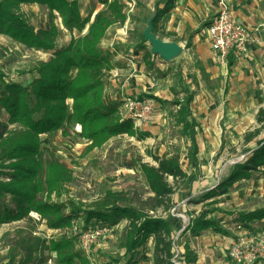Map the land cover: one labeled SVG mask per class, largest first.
Wrapping results in <instances>:
<instances>
[{
    "label": "trees",
    "instance_id": "trees-1",
    "mask_svg": "<svg viewBox=\"0 0 264 264\" xmlns=\"http://www.w3.org/2000/svg\"><path fill=\"white\" fill-rule=\"evenodd\" d=\"M97 1L105 9L94 15L86 34L70 37L64 46L57 47L58 30L51 19L53 11L69 31L81 30L90 19L81 17L75 0H0V34L26 48L50 51L45 60L34 66L28 85L3 81L4 75L0 72V224L21 219L30 221L28 213L31 211L37 213L49 229L68 226L77 218H82L84 230L112 227L124 219L127 224L121 243L124 257L129 258L123 264H138L135 252L140 248H150L154 264H173L174 227L166 219L149 212L159 208L168 210L172 206L170 196L174 188L168 178L174 181L187 178L178 154L166 157L151 155L155 164L139 163L149 193L145 199H129L122 191H106L87 208L80 209L72 200H59L72 178V172L56 158L45 154L41 146L43 134L66 124L78 125L79 135L90 141L91 148L116 136L144 137L138 136L131 119L121 116L123 101L109 99L105 95L106 81L114 65L100 43L110 26L124 22V3L121 0ZM160 2L156 1L152 21L154 33L157 22L174 6V0H165L158 8ZM29 3L47 8V27L34 28L22 15L19 11L21 4ZM149 55L152 54L147 51L145 56ZM148 96L161 104L177 107L172 115L188 140L187 156L190 161H195L198 146L194 131L196 124L190 119L192 94L186 93L183 101H163L156 96ZM2 111L6 117H1ZM255 119L264 124V106L258 107ZM256 132L248 133L246 139L249 140ZM262 166L264 139L244 159L234 163L226 177L205 196L226 193L235 182ZM263 217L264 208L238 213L239 222L245 227L247 221ZM208 228L221 230L216 220L201 214L192 219L183 231L197 235ZM16 232L18 241L11 244L4 264H43L47 257L41 254L45 252H55V264H88L82 253L75 249L73 238L47 240L33 236L30 230ZM195 259L196 255L186 245L183 263L195 264ZM113 260L120 261L118 258Z\"/></svg>",
    "mask_w": 264,
    "mask_h": 264
},
{
    "label": "rangeland",
    "instance_id": "rangeland-1",
    "mask_svg": "<svg viewBox=\"0 0 264 264\" xmlns=\"http://www.w3.org/2000/svg\"><path fill=\"white\" fill-rule=\"evenodd\" d=\"M75 1L81 17L90 19L81 30L69 31L62 25L57 12L53 11L54 16L51 19L58 30L57 47L64 46L70 37L76 38L86 34L94 15L105 9L97 0ZM121 1L124 3L123 11L126 18L122 24L110 26L100 43L101 49L114 65L106 81L105 95L109 99L121 101L139 95L147 98L152 104L151 118L139 127L133 126L139 133L138 136L143 135V138L128 134L116 136L92 148L90 141L79 135L78 125L66 124L62 128L43 134L41 146L45 154L56 158L72 172V178L65 185L64 193L59 200L65 202L72 200L78 208L85 209L106 191H122L129 199L137 197L145 199L149 193L139 163L155 164L151 155L166 157L176 153L187 178L182 181L168 178V182L174 188L170 196L172 206L168 210L159 208L149 213L166 219L174 227L173 264H184L182 259L186 245L196 255L195 264H198L200 255L204 256L202 259L204 262L199 264L208 263L205 261L207 255L212 256L216 263L220 258L216 242L222 236L229 235L232 229L236 230L238 225L246 230L259 231L264 236V217L247 221L246 227L238 219V213L264 208V166L252 171L248 177L239 179L226 193L205 196V193L215 188L218 182L226 177L234 163L244 159L251 149L264 139V124L258 123L255 119L257 107L264 105V90L259 88L256 91L252 90L251 92H255L252 101L227 103L222 102L220 97L222 90L226 93V86L213 83L206 88L194 87L189 105L190 119L196 124L194 131L198 153L195 161H190L187 156L188 140L172 115L177 107L163 108L148 96L157 90L166 91L163 89L167 88L172 94L173 89L162 79L163 77H160L161 72L156 69L157 63L153 67L142 66L141 55L146 51L143 48L148 50L150 47L143 39L142 31L148 18L156 11L157 0ZM160 6L162 5L158 4V8ZM207 9L210 14L217 11L213 4ZM19 11L34 28L48 26L49 15L45 6L37 3L21 4ZM203 15L204 12L194 14L197 20L202 19ZM168 16L169 14L163 15L161 21L166 20ZM207 18L203 17L201 23ZM49 54L50 51L26 48L21 43L0 34V72L4 75L3 81L28 85L34 74V66L40 60H45ZM156 61L159 62L158 59ZM235 88L231 90L235 91ZM185 95L173 93L172 99L180 101ZM223 106H227L228 110L221 113L220 108ZM120 113L123 118L126 117L122 108ZM4 116L2 111L1 117ZM256 130L257 132L247 140L246 135ZM201 214H206L207 219L216 220L221 230L208 228L201 230L197 235L188 230L183 231L192 219ZM28 216L30 221L21 219L10 224H0V264L7 262L11 244L18 241L16 231L26 233L29 230L33 236H41L47 240L73 238L75 249L82 253L88 264H123L129 258L124 257L121 243L127 224L124 219L112 227L102 226L84 230L82 218H77L68 226L49 229L37 213L31 211ZM102 228L107 230H103L100 236L94 238L85 236L95 229ZM236 238L237 236L234 239ZM41 255L47 257L43 264H55V252H45ZM112 257L120 261L117 262ZM135 257L138 264H154L150 248L138 249Z\"/></svg>",
    "mask_w": 264,
    "mask_h": 264
},
{
    "label": "crops",
    "instance_id": "crops-1",
    "mask_svg": "<svg viewBox=\"0 0 264 264\" xmlns=\"http://www.w3.org/2000/svg\"><path fill=\"white\" fill-rule=\"evenodd\" d=\"M164 1L162 0L160 3L162 6ZM225 1L232 17L237 22L248 28L264 25V0ZM212 4L217 9L218 0H174L173 8L166 13L169 14L168 18L164 21H161V18L157 22L155 35L163 40L176 41L183 47V50L176 58L166 62L156 55L145 56L146 52L150 51V47L148 50L143 48L146 51L141 55L142 66L153 67L157 63L156 69L161 72L160 77H163L162 79L173 88L172 94L190 93L193 95L194 87L206 88L214 83L227 88L226 93L221 91L222 102L252 101L255 97V92H251L252 90L256 91L257 88L264 90V29L261 33V42L249 44L245 58L220 65L205 34L206 25L216 14V12L210 14L207 9ZM196 12L200 14L204 12L203 17H208L207 20H203L201 23L203 17L200 20L195 19L194 14ZM157 59L159 62L156 61ZM233 87H236L235 91L231 90ZM163 90L166 91L157 90L153 96L163 101L172 100L169 89ZM139 97L142 96L139 95ZM154 101L163 108L167 106L171 109L176 108ZM227 106L221 107L220 112L224 113L228 110ZM249 231L255 234L257 238L264 240V236L259 231L252 229ZM239 234L237 229H232L229 235H224L218 239L216 243L220 258L215 263L211 258L212 256L207 255V259H205L207 264H239L229 259L226 254V245ZM203 257L202 255L199 256L198 264L204 262L202 261ZM213 258L216 259L214 256ZM252 264H264V258H258Z\"/></svg>",
    "mask_w": 264,
    "mask_h": 264
},
{
    "label": "built area",
    "instance_id": "built-area-1",
    "mask_svg": "<svg viewBox=\"0 0 264 264\" xmlns=\"http://www.w3.org/2000/svg\"><path fill=\"white\" fill-rule=\"evenodd\" d=\"M263 29V24L248 28L237 22L232 17L226 1L218 0L216 14L206 25L205 34L218 63L226 65L229 61L243 59L248 53L249 44L261 42ZM122 109L125 116L133 121L134 127L146 123L153 110L150 100L143 97L127 98L122 103ZM236 228L240 234L226 245L228 258L239 264H252L258 258H264V240L239 225ZM103 230L107 229H95L85 236L94 238L100 236Z\"/></svg>",
    "mask_w": 264,
    "mask_h": 264
},
{
    "label": "water",
    "instance_id": "water-1",
    "mask_svg": "<svg viewBox=\"0 0 264 264\" xmlns=\"http://www.w3.org/2000/svg\"><path fill=\"white\" fill-rule=\"evenodd\" d=\"M154 17L155 13L148 18L146 26L142 31L143 39L150 46L152 55H156L166 62L171 61L181 54L183 47L176 41L163 40L155 35L152 31Z\"/></svg>",
    "mask_w": 264,
    "mask_h": 264
}]
</instances>
